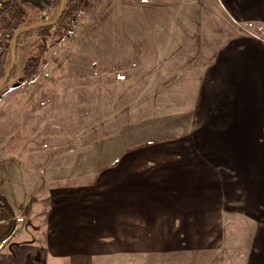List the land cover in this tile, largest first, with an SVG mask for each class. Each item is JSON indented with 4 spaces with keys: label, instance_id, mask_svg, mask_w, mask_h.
<instances>
[{
    "label": "rangeland",
    "instance_id": "1",
    "mask_svg": "<svg viewBox=\"0 0 264 264\" xmlns=\"http://www.w3.org/2000/svg\"><path fill=\"white\" fill-rule=\"evenodd\" d=\"M215 2L191 11L179 8V1L87 0L72 36L48 48L33 79H22L21 69L38 36L21 38L17 72L0 90V196L10 209L25 207L0 240L43 226V215L28 209L47 205L51 183L91 181L106 170H117L112 174L119 179L122 168L140 169L137 163L167 170L178 158L172 154H195L185 156L193 175L202 164V180L224 189L225 264H264L263 82H256L251 128H220L225 123L215 118L217 110L210 115L218 126L202 128L210 117L202 100L215 105L213 94H203L215 92L216 83L201 89L200 58L190 59L182 49L191 44L196 53L200 42L225 39L224 8ZM28 4L26 16H35L34 22L54 15L43 4ZM240 27L239 36L264 42V27ZM160 154L168 157L159 161ZM4 217L0 209V232L9 225L1 223ZM114 259L113 264L127 261Z\"/></svg>",
    "mask_w": 264,
    "mask_h": 264
},
{
    "label": "crops",
    "instance_id": "2",
    "mask_svg": "<svg viewBox=\"0 0 264 264\" xmlns=\"http://www.w3.org/2000/svg\"><path fill=\"white\" fill-rule=\"evenodd\" d=\"M168 1H179V8L191 11H196L194 7L202 11L215 1L223 6L220 23L225 39L200 42L196 53L191 44L182 49L190 59L200 58L201 89L205 82L216 83L215 92L203 94L205 99L213 94L215 105L202 100L203 111L210 116L202 128L218 126L211 121L213 110H217L215 118L225 123L220 128H251L256 82L264 83V42L239 36L238 31L246 23L264 27V0ZM261 27L254 30L262 31ZM190 155L195 154H172L171 159L178 158L167 170L163 164L137 163L141 170L119 169V179L112 174L117 170H106L91 181L56 187L51 183L47 205L28 209L43 215V226L18 229L16 238L0 240L4 244L0 264H113L116 257L126 258L125 264H225L224 189L202 180V164L193 175L186 164L185 156ZM159 157L161 161L168 156ZM8 207L10 214L5 216L14 222L25 206Z\"/></svg>",
    "mask_w": 264,
    "mask_h": 264
},
{
    "label": "trees",
    "instance_id": "3",
    "mask_svg": "<svg viewBox=\"0 0 264 264\" xmlns=\"http://www.w3.org/2000/svg\"><path fill=\"white\" fill-rule=\"evenodd\" d=\"M59 3L60 0H6L5 7L2 13L1 25L4 29L10 31L11 34H13L14 31L21 26H29L38 23L34 22L37 21L35 20V16L33 19H31L30 17L29 19L27 18L29 15L26 16L27 12L24 8L25 4L32 5V9L38 7V5H44V7H48L53 10L52 12L55 15ZM86 5L87 0H66L61 17L53 26L35 28L18 34L16 38V49L18 45H20V40L23 36L26 37L30 33H35L36 36H38L35 43L32 44L31 54L28 56L27 60L22 66V79H33L37 77L38 73L40 72L39 68L41 56L47 52L48 48L58 44L62 40V38L66 36L67 26L72 20L75 19L77 13H79L82 9L86 7ZM54 29L55 31L53 35H55V37L52 38L53 40L48 44L47 39L51 36V31ZM9 59L10 50L4 54H0V79H2L4 76V73L9 63ZM17 69L18 67L15 63L10 72L8 80L2 86V88L13 79L15 73L17 72ZM0 209L3 210L5 214H10L8 204L3 196H0ZM13 227L14 222L10 221L8 225L7 234H10L13 231Z\"/></svg>",
    "mask_w": 264,
    "mask_h": 264
},
{
    "label": "water",
    "instance_id": "4",
    "mask_svg": "<svg viewBox=\"0 0 264 264\" xmlns=\"http://www.w3.org/2000/svg\"><path fill=\"white\" fill-rule=\"evenodd\" d=\"M65 1L66 0H60L58 9H57L54 17L51 20L38 22V23L29 25V26H21L17 30L14 31V33L12 34V37H11V42H10V59H9L7 69L4 73V76L0 80V90H1L2 86L6 83V81L8 80L10 72H11L14 64L16 63V38H17L18 34H20L21 32L31 30V29H35V28H43V27L53 26L60 19L61 15L63 13ZM7 219H8V216H5L4 220L6 221ZM7 227H8V225L6 226V228L4 230H2L0 232L2 235L6 234Z\"/></svg>",
    "mask_w": 264,
    "mask_h": 264
},
{
    "label": "built area",
    "instance_id": "5",
    "mask_svg": "<svg viewBox=\"0 0 264 264\" xmlns=\"http://www.w3.org/2000/svg\"><path fill=\"white\" fill-rule=\"evenodd\" d=\"M107 3H111L112 0H102ZM125 1V0H124ZM136 1H143V0H136ZM6 0H0V54H4L10 50V42H11V37L12 34L10 31L4 29L1 25V20H2V13L5 7ZM73 23L74 20L70 22V24L67 26L66 29V37H70L73 34ZM263 35H264V30H263ZM5 222V220H1V223ZM2 225H0V230L2 229Z\"/></svg>",
    "mask_w": 264,
    "mask_h": 264
}]
</instances>
